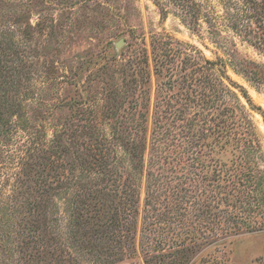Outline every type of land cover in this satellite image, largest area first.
Segmentation results:
<instances>
[{"label": "rangeland", "instance_id": "374dc122", "mask_svg": "<svg viewBox=\"0 0 264 264\" xmlns=\"http://www.w3.org/2000/svg\"><path fill=\"white\" fill-rule=\"evenodd\" d=\"M196 1L203 12L198 32L185 24L174 0H0V134L8 133L0 135L6 151L0 234L15 231L9 204L33 205L23 207L21 217L40 230L47 251L31 264H92L94 254L87 251L100 255V264H264V230H246L242 218L234 220V213L243 215L229 207L236 203L228 180H235L239 150L224 149L220 136V73L209 84L206 72L193 63L224 65L253 105L264 110V85L237 74L243 61L264 66V50L225 27L210 34L204 12L211 5L213 16L225 14L218 0ZM153 53L167 54L158 69ZM251 114L264 148L263 118ZM160 127L175 159L161 164L169 169V184L126 172L127 150L135 144L140 154L146 135L145 170L163 175L156 161L163 142L153 140ZM129 136L134 144H128ZM103 145L114 147L106 168L98 156ZM134 164L140 166L139 159ZM257 164L250 166L253 173L264 170L262 161ZM83 178L101 182L74 183ZM149 183L156 184L155 197L147 195ZM76 195L81 204L76 220L87 227L79 243L67 236L69 201ZM136 200L130 208L137 221L135 239H122L117 250L104 235L112 218H123L122 207ZM228 207L231 214L224 213ZM206 211L215 218L206 220ZM254 217L257 224L264 220ZM234 222L244 229L219 234L218 227ZM205 225L217 227L219 235L205 238ZM120 234L127 235V228Z\"/></svg>", "mask_w": 264, "mask_h": 264}, {"label": "trees", "instance_id": "16d2710c", "mask_svg": "<svg viewBox=\"0 0 264 264\" xmlns=\"http://www.w3.org/2000/svg\"><path fill=\"white\" fill-rule=\"evenodd\" d=\"M175 6H177L183 14V19L185 24L188 26H191V29L193 32H198L200 21L202 20L201 16L203 14L202 12V4L201 2H197L196 0H174ZM219 4L222 7L223 14L225 16L221 17L218 14L213 16V9L210 5L208 10L204 12V14H207L206 23L209 25V28L211 32L210 34H221L223 32L221 28L225 27L228 30H230L233 33L238 34L239 36H243L245 40H247L252 46L255 48H258L260 50H264V0H218ZM222 19H224V22H222ZM226 22V24H225ZM170 46V45H166ZM164 50H168L167 48H164ZM172 51V49H169ZM153 61L157 63L156 69L163 66L165 63V58L167 54L165 55H155L153 53ZM146 63H148V60L144 59ZM205 65L202 67L198 62L195 60L193 61L194 65L199 66L197 69L200 70L201 68L206 72L205 79L207 80V83L210 84L213 77H216V74L220 73L218 77L221 78V84L223 86L222 93H223V106H224V112H223V119L220 122V136L224 139L223 142V148L226 149L229 146H233L234 148L239 150V155L236 157V161L234 162L235 170L237 171L235 180H228L229 183H231L232 190L236 192V195H233L234 198H236V203L233 205H230L229 207L233 208L234 210L238 211L239 214L243 215H237V213H234V220H239L240 218L244 221V228L248 231H263L264 230V220L262 223L257 224V222L252 221L255 217L254 216H261L264 219V170L257 169L255 173L250 170V166L254 163H258L259 161H262L264 163V148L262 144V139L259 133V129L255 122L253 121V116L251 114V111H255L261 115L264 121V110L261 107L255 106L252 103L251 98L248 96L247 92L242 88L239 87L236 83H234L231 78L227 75V70L224 65H219L218 62L205 60ZM217 66L223 67L224 70H219L215 68ZM264 66L257 65L253 62L249 61H243L240 64L239 70L237 71V74H242L246 79H248L250 82L256 84L257 86L264 85ZM157 71V70H156ZM218 72V73H216ZM158 73V71H157ZM196 74V73H195ZM235 88V89H234ZM240 88V92L242 93V96L247 100L248 104L251 105V108L248 110L246 106L242 103L240 96L236 92V89ZM8 133L0 134L1 136H6ZM133 135V133H132ZM128 136V134H127ZM126 136V137H127ZM153 140L154 143H160L163 142L162 147H157V162L159 165V170L163 172V175L159 176V174H154L152 171H146L145 170V155H146V149H147V136L145 135L143 138V142L140 143V154L137 152V147L134 144L133 136L128 137V144H131L133 142L134 147L133 149L127 150V154L130 157V166L126 169L127 173L135 174L138 173L139 176L144 177V174L146 173L151 181L154 182L158 180V178L165 179L164 181H167L169 184V169H166L161 164H169V160L174 161L175 159H170L172 156L169 154L170 150L167 145H165L167 138V132L163 131V128L160 127L158 131L153 132ZM246 136L252 137V140H248ZM125 137V136H124ZM124 137H121V141L125 140ZM1 144V143H0ZM105 145V143H104ZM103 145V146H104ZM120 148L123 147L120 143ZM114 147H107L104 146L102 150L99 153L100 158H104L105 162L103 165L108 167L110 163L108 161L110 160L111 153L110 151ZM5 147L3 145L0 146V177L2 175V163L5 160ZM114 158L113 161L118 158L117 149L114 151ZM112 152V153H113ZM139 159L140 166H137L134 164V160ZM114 165V164H113ZM258 165V164H257ZM228 165H225V168ZM231 170L227 169V173H229ZM118 172V171H117ZM173 172V171H172ZM167 173V174H166ZM162 174V173H160ZM166 174V175H165ZM239 175V176H238ZM151 176V177H150ZM92 182H95L94 186H98L101 182V179H96L94 181L93 179L86 178V180L80 181L76 180L74 183H78V185H82L84 187L85 185L87 187L91 186ZM160 182V181H159ZM160 185V183H159ZM161 186V185H160ZM67 187V186H66ZM227 187V186H226ZM91 187V191L88 192L89 196L92 197L96 191H94ZM158 190L156 189L155 183H149L148 189H147V195L155 197L158 193ZM163 193V191H162ZM98 192L96 193V197H98ZM160 194V193H159ZM139 192L135 195V193L132 194L131 199L133 200L134 197L138 196ZM21 196H25L24 194ZM19 198L23 199L24 197H18L16 200H19ZM15 199V198H12ZM72 201H69L70 207L68 209V219H67V231H68V238L74 239L75 241L81 242V231L83 229H87L86 225L83 224V222H77L75 212L81 208V204L77 206V195L73 196L71 198ZM150 202V201H148ZM139 201H134V203L130 204V206L122 207V219L126 222H124L122 219L119 220L118 216L116 218H112L108 225V230L106 231V235L109 241L113 243V247H115L117 250L119 248V245L121 244L122 239H126L129 241V239L134 240L137 230H135L134 224L137 225V221L135 220V214L132 218L131 213L133 206L137 205ZM19 204V203H18ZM8 205L13 210V213H11V217L14 220L13 228H15V231L12 233H8L7 235H2L4 233L0 234V249L3 253V255L0 256V264H31V261H34L37 257L42 255L47 251L45 248L43 242V236L40 233V230L38 228H35L33 224H26L24 222L23 216L21 217L22 208H28L33 205H25V202H20V205ZM148 204H151L148 203ZM153 204V203H152ZM151 204V205H152ZM228 209L224 211L226 214H231L232 212ZM36 210H39V207H36ZM26 211V210H25ZM137 212V211H136ZM206 220L207 216H210L211 219L215 218V215L210 211H206ZM244 215H247V217L244 218ZM131 218V219H130ZM253 218V219H251ZM210 219V220H211ZM214 222L215 220H211ZM210 222V221H205ZM130 223V224H129ZM239 224V223H238ZM204 225V224H201ZM233 226H224L222 228H219V234H235L244 228L240 225L235 224V222L232 224ZM127 228V235H121L120 232ZM217 227H209L208 225H205V230L209 232L208 237L210 238L214 236H218L219 234L214 233L215 229ZM133 236L131 237V230H133ZM211 233H214V236H210ZM80 234V236H79ZM7 238H6V237ZM78 238V240L76 239ZM13 241L16 242V245H13ZM192 241V240H191ZM193 242V241H192ZM77 243V244H78ZM6 244H9L8 246H5ZM25 246V250H23L22 245ZM67 247L68 245L65 244ZM61 247V246H60ZM14 248V249H13ZM51 248V246L49 247ZM78 250H85L82 247H79ZM29 250V251H26ZM77 250V249H76ZM191 251L193 252V248H191ZM16 253V255H11ZM88 254H94V259H92V264H100L99 259L101 258L100 255H97L95 251H87ZM11 255V256H10ZM83 257V255H81ZM84 258V257H83ZM78 261H82L81 259H78ZM147 264H152L150 262H147Z\"/></svg>", "mask_w": 264, "mask_h": 264}, {"label": "water", "instance_id": "95a60500", "mask_svg": "<svg viewBox=\"0 0 264 264\" xmlns=\"http://www.w3.org/2000/svg\"><path fill=\"white\" fill-rule=\"evenodd\" d=\"M121 45H123V42L121 41L120 43H118V46L120 47Z\"/></svg>", "mask_w": 264, "mask_h": 264}]
</instances>
